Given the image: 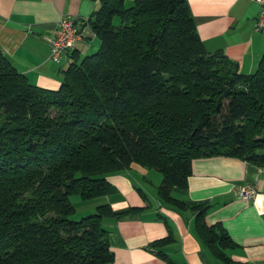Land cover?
Instances as JSON below:
<instances>
[{
  "label": "trees",
  "instance_id": "trees-1",
  "mask_svg": "<svg viewBox=\"0 0 264 264\" xmlns=\"http://www.w3.org/2000/svg\"><path fill=\"white\" fill-rule=\"evenodd\" d=\"M87 25L98 48L73 53L55 91L0 52V264H113L102 221L139 209L100 205L76 222L71 198L106 196V178L132 165L157 171L159 203L186 211L171 192L186 187L192 160L264 164V55L244 75L208 53L188 0H101ZM190 210L210 254L237 264L220 226L205 224L208 206Z\"/></svg>",
  "mask_w": 264,
  "mask_h": 264
},
{
  "label": "crops",
  "instance_id": "crops-1",
  "mask_svg": "<svg viewBox=\"0 0 264 264\" xmlns=\"http://www.w3.org/2000/svg\"><path fill=\"white\" fill-rule=\"evenodd\" d=\"M101 0H0V52L28 83L55 91L73 53L95 52L99 42L87 25ZM133 0H126L130 5ZM200 41L208 53H222L244 75L253 74L264 55V33L254 31L260 6L252 0H188ZM76 22L80 40L58 63L50 58L49 42L59 32V20ZM110 191L92 201L91 211L109 205L114 212L139 209L120 220L104 219L113 264H226L215 259L199 238L196 213L208 206L204 221L220 226L232 246L225 257L237 264H264V164L254 166L230 157L192 160L186 187L171 195L188 208L160 204L162 178L155 170L132 165L106 178ZM255 187L256 196L243 201L237 189ZM168 240L162 247L155 242ZM164 258V259H163Z\"/></svg>",
  "mask_w": 264,
  "mask_h": 264
},
{
  "label": "built area",
  "instance_id": "built-area-1",
  "mask_svg": "<svg viewBox=\"0 0 264 264\" xmlns=\"http://www.w3.org/2000/svg\"><path fill=\"white\" fill-rule=\"evenodd\" d=\"M260 6L255 20L254 31L264 33V0H252ZM59 32L49 42L50 58L58 63L68 52L72 51L77 41L80 40V33L75 21L63 16L58 23ZM237 196L243 201H251L256 196V189L250 185H243L237 189Z\"/></svg>",
  "mask_w": 264,
  "mask_h": 264
},
{
  "label": "rangeland",
  "instance_id": "rangeland-1",
  "mask_svg": "<svg viewBox=\"0 0 264 264\" xmlns=\"http://www.w3.org/2000/svg\"><path fill=\"white\" fill-rule=\"evenodd\" d=\"M71 202L73 203V206L76 211L75 215L72 217V220L78 222L85 216L93 213L91 211L92 201L91 202H80L77 198H71Z\"/></svg>",
  "mask_w": 264,
  "mask_h": 264
}]
</instances>
